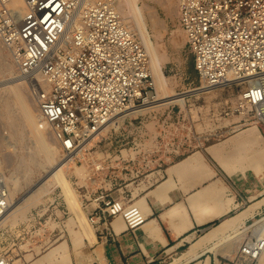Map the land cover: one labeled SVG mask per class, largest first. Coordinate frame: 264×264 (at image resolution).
<instances>
[{
	"label": "built area",
	"instance_id": "2783aa9c",
	"mask_svg": "<svg viewBox=\"0 0 264 264\" xmlns=\"http://www.w3.org/2000/svg\"><path fill=\"white\" fill-rule=\"evenodd\" d=\"M177 2L201 88L243 86L236 108L225 116L242 117L237 131H264V0ZM0 40L30 84L40 128L49 130L66 158L81 161L113 119L157 99L147 48L126 27L116 0H0ZM111 168L95 165L105 180ZM117 180L115 172L110 186L92 180L97 188H84L83 209L93 228L118 218L134 232L148 216L130 198L111 196ZM9 208L10 190L0 176V222ZM0 234L11 236L1 227ZM263 255L264 230L256 229L239 243L233 264H257ZM16 257L31 264L8 253H0V264H15Z\"/></svg>",
	"mask_w": 264,
	"mask_h": 264
},
{
	"label": "rangeland",
	"instance_id": "374dc122",
	"mask_svg": "<svg viewBox=\"0 0 264 264\" xmlns=\"http://www.w3.org/2000/svg\"><path fill=\"white\" fill-rule=\"evenodd\" d=\"M139 5L162 62L170 93L185 94L201 88L194 69L193 55L186 46V35L179 24L177 0H140ZM134 32L140 38L139 33ZM15 85L21 90L38 123V111L31 96L30 84L19 77L10 54L0 40V176L10 190V199L16 204L14 207H19L0 226L11 234L4 239L0 234V253L22 255L31 264H59L62 257L68 255L73 264H77V247L72 242L73 237L80 235L82 229L74 219V213L61 189L49 188L51 191L41 194L32 207L26 203L32 189L43 181L52 165L59 164L66 156L49 130L44 129L43 135L55 157L52 164L46 163L38 153L36 142L28 130L23 131L22 139L18 137L19 131L12 125V121L19 118L20 111L8 93ZM213 90L205 94L189 95L184 106L172 102L139 114H130L118 128L109 126L102 132L89 145L81 161L73 160L69 169L65 168L70 186L81 202L82 209L86 205L84 188L91 193L96 190L99 182L105 181L102 174L96 173V164L105 162L108 167H112L106 179L108 181H111V175L115 172L119 183L128 181L139 185L145 182L148 185L155 179L152 174L161 175V171L171 162L241 133L236 127L242 117L237 114L225 116V112L236 108L243 86L230 84ZM159 96L158 88L157 99ZM6 103L10 104L9 110L5 107ZM119 134L122 135L118 137ZM120 158L135 159V162H121ZM90 171L92 173L89 177ZM90 178L98 184H94ZM246 226L245 233L240 235L241 239L237 237L235 242L228 243V248L237 244L236 241L239 244L244 238L251 239L254 230H264V213ZM37 234L41 236L36 237ZM52 252H56L57 256L49 258ZM80 254L77 253L78 259ZM18 260L16 257L15 264H21ZM261 263L264 264V256Z\"/></svg>",
	"mask_w": 264,
	"mask_h": 264
},
{
	"label": "crops",
	"instance_id": "0c3cea01",
	"mask_svg": "<svg viewBox=\"0 0 264 264\" xmlns=\"http://www.w3.org/2000/svg\"><path fill=\"white\" fill-rule=\"evenodd\" d=\"M254 129L264 138V131L248 126L226 141L171 162L161 175L152 174L155 179L148 185L117 180L111 196L130 198L148 220L134 232L118 218L100 222L94 228L96 243L80 232L72 242L77 262L81 253L84 264H166L196 248L198 255L186 264H233L238 241L229 249L227 235L212 238L237 220L238 230H243L264 213V184L254 172L240 164L245 175L234 178L225 169V163L262 155ZM247 136L251 145L244 148ZM112 183L105 180L103 187Z\"/></svg>",
	"mask_w": 264,
	"mask_h": 264
},
{
	"label": "bare ground",
	"instance_id": "6f19581e",
	"mask_svg": "<svg viewBox=\"0 0 264 264\" xmlns=\"http://www.w3.org/2000/svg\"><path fill=\"white\" fill-rule=\"evenodd\" d=\"M139 2H140V0H119V2L117 3V7H118L120 14L123 17V20L126 21L124 23H127L126 27L132 31L133 30L137 31L139 33L140 39L143 41L145 47L147 48V51H148L149 57H150L151 71L153 73V76H154V79L156 82V86H157L156 94L158 95V88H159L160 96L153 103H150V104H147L144 106H139V107L132 106L125 113L117 116L109 124V126H114L116 128H118L120 125H122L124 123L126 117L129 116L130 114H133V113L139 114V113H142L144 111H148V110H151L153 108H156L157 106H162V105L169 104L172 102L173 103H180L184 106L186 99L189 95L199 94V93L205 94L207 92H210V90L199 88L196 91H194V90L191 91V93L190 92L185 93V94H174V93L172 94V93H170L169 87H168L169 84H168V81L164 75V71H163L164 69H163L162 62L159 58V54H158V52L155 48V45L153 43L151 33L148 29V24L146 22L145 14L143 12L142 7H140V5H139ZM38 80L40 82H42V79L40 77H38ZM228 85H230V84H228ZM220 87H222V86H220ZM8 93L10 94L14 105L20 111L19 118L17 120H13V121L11 120L12 125H14L19 131L18 137L20 139H22L23 131L28 130L30 132V134L32 135V137L34 138V141L36 142V147H37L38 153L41 154V156H43L46 163L52 164L53 161L55 160V157H54L53 152L49 149V147L45 141V138L43 135V130L40 129L39 117H38V123H37V117L34 116L32 114L33 111L31 112L30 109L28 108V106L26 104L27 102H25V99H24L22 92L19 89V87H17V86L12 87ZM5 107L7 110H9L10 104L6 103ZM11 112H13V111H11ZM213 129H214V127H213ZM261 135L262 134H260L257 130L254 129L253 138H254V140L257 139V141L259 143V150H262V155H259L258 157H251L250 159H246V160L244 158H240L239 162L238 161H232L229 163H225V169L227 170V172L232 177L236 178L238 176L242 177L243 175H245V174L239 172L240 169H238V166L241 164V166H244L243 169L247 168V169H250V171H253L254 174L257 176V178L264 184V138ZM45 137H46V135H45ZM250 145H251L250 136H247V140H246V143L244 144V148H247ZM134 155H135V153H134ZM72 162H73V160L68 157V158L62 160L59 164L52 165L53 166V167H51L52 169L51 170L49 169L50 171H48L47 176H45L43 181L37 187L32 189L31 193L26 198V203L28 204V206L32 207L39 200V198L41 197V194L45 195L49 191H51V190H49V188L59 187L62 191V195L67 199V201L70 205V208L74 213V219H76V221L81 226V229H82L84 236L91 243H94L96 241L95 229L90 224L86 214L84 213V211L82 209L81 202L79 201L77 195L74 193L73 189L71 188L70 183H69L68 178H67L66 171H65V168H67V170L69 169ZM91 173L92 172L90 171L89 177H90ZM86 176L88 177V174ZM90 180L92 181L91 178H90ZM18 188H19V186H18ZM15 205L16 204L12 203V199H10V208H9L8 212L6 213V215L2 218V220L0 222L1 225L4 224V220L9 215L15 214V212H17L19 210V207H17V208L14 207ZM17 205H18V203H17ZM25 207H27V206H25ZM243 223H245V222H243ZM239 225H240L239 221L232 223L225 230L218 232L217 235L212 239L216 240V238H222L224 235H227L226 240L229 243L235 242L237 237H239V239H241L240 235L244 234L246 229L244 228L243 230H238ZM229 232H231V233H229ZM195 250H196V248H193L192 251H189L188 253L182 255L179 258H175L169 264H186L187 262H189V260H191L192 257H194L197 254V253L195 254ZM56 256H57V253L52 252L50 254L49 258H54ZM53 262H55V261H53ZM34 264H41V263L35 262ZM59 264H73V262H72L71 258L68 255H66V256L62 257ZM77 264H84V262L82 260L78 259Z\"/></svg>",
	"mask_w": 264,
	"mask_h": 264
}]
</instances>
